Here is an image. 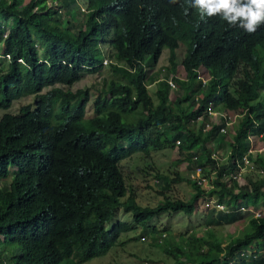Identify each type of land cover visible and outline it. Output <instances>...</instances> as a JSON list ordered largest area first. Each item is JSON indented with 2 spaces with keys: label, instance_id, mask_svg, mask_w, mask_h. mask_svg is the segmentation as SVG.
<instances>
[{
  "label": "trees",
  "instance_id": "16d2710c",
  "mask_svg": "<svg viewBox=\"0 0 264 264\" xmlns=\"http://www.w3.org/2000/svg\"><path fill=\"white\" fill-rule=\"evenodd\" d=\"M55 3L0 0V109L33 97L19 113L0 116V242L15 247L8 262L0 256V264H81L103 256L131 229L122 221L105 228L118 208L129 212L134 225L144 226L161 213L191 214L196 198L209 193L228 208L208 210L216 223L242 220L238 208L249 200L260 199L264 207L261 155L255 164L262 173L247 178L245 185L218 180L232 168L231 160L246 151L248 133L260 134L264 144V24L249 34L220 16L202 19L186 0ZM179 44L185 48L180 63L186 86L183 96L170 97L166 79L178 82L173 75ZM163 47L170 54L159 69L163 77L156 82L154 102L143 60L157 63ZM103 57L114 77L102 78L92 100L93 115L85 117L87 89L70 87L102 67ZM199 66L210 77L202 88L192 73ZM198 93L196 105L191 94ZM211 98L215 110L239 114L226 132L219 131L220 125H212L207 134L200 130L209 121L201 106ZM132 113L135 118L128 120ZM197 115L202 116L199 128L190 129ZM176 140L188 169L208 166L215 173L212 188L202 189L185 177L194 190L186 200L165 197L142 206L133 195L126 196L119 162L135 153L149 156L171 149ZM208 140L223 151L229 146L221 159L211 157ZM173 175L156 173L154 183L168 188L182 180L177 172ZM245 227L224 243L211 228L200 237L166 232L179 241L164 251L176 264H228L240 249L264 243V216L250 215ZM162 233L156 236L165 238ZM238 260L264 264V255Z\"/></svg>",
  "mask_w": 264,
  "mask_h": 264
},
{
  "label": "rangeland",
  "instance_id": "374dc122",
  "mask_svg": "<svg viewBox=\"0 0 264 264\" xmlns=\"http://www.w3.org/2000/svg\"><path fill=\"white\" fill-rule=\"evenodd\" d=\"M42 1L52 7L56 4L55 0ZM77 11H81L80 7L77 8ZM79 18L81 20L84 19L82 14L79 15ZM111 36L112 33H110L106 39L108 40ZM184 51L185 48L182 44H179V47L174 50V75L178 77V88L169 91L170 97L176 94L184 95L186 82L181 80L184 78L185 74L180 63ZM168 54H170V50L167 47H163L157 63H149L147 57L143 60L145 78L147 81L146 87L154 102L156 99L153 92L156 87V82L163 77V75L159 73V69L167 65L166 58ZM0 64H2V62H0ZM103 77H114L107 65H103L95 72L85 74L79 81L75 82L70 87L73 91L76 89H87L88 100L85 104V117H91L93 115L92 100L97 90L100 88ZM262 91H264V88ZM32 102V96H25L14 100L7 109H0V116L4 113L17 114L19 113L20 107L32 104ZM134 118V113L127 116L128 120H133ZM228 130L229 128L226 131ZM207 142L208 147L212 150V154L210 153V155L215 159H221L224 156V152L226 153L229 149L227 144L224 145L225 149L223 151L221 146L216 147L210 140ZM255 143L256 147H260V139H257ZM197 153L198 155L202 154V151L197 150ZM186 162V154L180 153L177 146L171 149L161 148L159 150L150 151L149 156L135 153L121 160L118 166L126 186V196L133 195L137 203L142 206L156 205L162 202L165 197L180 200L188 199L194 190L185 180L188 170ZM173 172H177L182 180L171 182L168 188H165L162 182L159 185H155L154 180L156 178V173L173 179ZM204 174L207 178L208 185L212 186L217 180L215 173L206 166ZM218 180L220 181V179ZM206 197L218 201V196L214 193L200 196L196 198L195 209L191 214L187 215L179 211L161 213L151 218L144 226L134 225L129 212L124 211L122 208L116 209L111 219L104 224L105 228L108 229L111 224L116 221H122L129 223L131 229L121 233L116 245L105 255L89 259L81 264H176L173 262L171 255L164 251V248H171L174 243L179 241V238L177 240L173 238L172 240L171 235L182 234L186 236L193 232L196 237H200L205 235L206 229L211 228L221 238L222 243H224L229 237L241 235L245 232L247 227H244V225H246V220L251 215L249 211H258L261 216H264V207L258 204L260 199L249 200L247 201L249 211H242L239 214L242 220H237L229 224L216 223L209 217V209L203 206V200L204 198L206 199ZM223 198L226 197L223 196L222 199ZM160 232H169L171 234L170 238H167L168 234L166 233V237L163 238H167L166 240L159 239L156 234ZM167 240H169L168 243H165ZM14 248V246L8 244L4 245L0 242V256L8 262V258L13 253Z\"/></svg>",
  "mask_w": 264,
  "mask_h": 264
},
{
  "label": "built area",
  "instance_id": "2783aa9c",
  "mask_svg": "<svg viewBox=\"0 0 264 264\" xmlns=\"http://www.w3.org/2000/svg\"><path fill=\"white\" fill-rule=\"evenodd\" d=\"M81 11L83 8H80ZM108 59L106 57H103L101 60V64L107 65ZM195 80L198 82L200 88L205 86L207 82L209 81V74L202 66H199L192 71ZM185 74V73H184ZM173 77L177 78L175 75ZM182 81H186V75L184 76ZM166 82L170 88V90H176L178 88L177 82L174 80V78H168L166 79ZM201 94H191V97L193 101L197 105V101L200 98ZM212 98L207 101L206 104L201 106L202 114L206 115L209 121H207L204 126H201L200 130L202 133L207 134L209 130L211 129L212 125H220L219 131L224 132L229 125H231L235 119L239 116L237 112L232 111H226L221 112L217 111L212 106ZM185 104L190 103V99L187 98L184 100ZM201 115H197L195 119L191 122L190 129H198L199 125L201 123ZM248 147L246 151L240 155L236 156L231 160L232 168L225 169L222 174V178H220V181L223 182L224 180L227 182V184L235 182L237 185H243L246 184L247 178H251L252 176L259 175L262 173L261 168L257 167L255 164L256 156L261 155L264 159V144H262L260 147H256L255 141L260 138V134L257 135L258 138L254 136V134L248 133ZM261 141V140H260ZM179 144V141H175V146ZM187 177L189 180L197 184L200 188H207L209 189L210 186L208 185V181L206 176L204 175V172L202 170V167L199 165H196L190 169L187 170ZM203 206L207 209H214L216 211H222V212H228L227 206L224 204V202H220L217 200H214L210 197H206L204 200ZM248 206V205H247ZM240 206L238 209L239 211H246L248 210V207ZM249 211V210H248ZM253 217L261 216L258 211H249ZM164 235L163 233L161 234ZM259 255H264V243L261 246H252L250 248L240 249L237 251L232 259H230L227 263L228 264H234L238 263L236 260L239 258L244 259V262H247L249 258L256 259ZM220 257H222V253L220 254ZM239 261V260H238Z\"/></svg>",
  "mask_w": 264,
  "mask_h": 264
},
{
  "label": "clouds",
  "instance_id": "9594fccd",
  "mask_svg": "<svg viewBox=\"0 0 264 264\" xmlns=\"http://www.w3.org/2000/svg\"><path fill=\"white\" fill-rule=\"evenodd\" d=\"M186 2L190 8L198 10L202 19L220 16L228 25L238 26L249 34L255 33L264 24V0H186ZM170 3L176 4L178 0H170ZM185 14H188L187 8Z\"/></svg>",
  "mask_w": 264,
  "mask_h": 264
},
{
  "label": "crops",
  "instance_id": "0c3cea01",
  "mask_svg": "<svg viewBox=\"0 0 264 264\" xmlns=\"http://www.w3.org/2000/svg\"><path fill=\"white\" fill-rule=\"evenodd\" d=\"M210 141H211V140H210ZM212 143H213V142H212ZM235 184H236V183H235ZM243 185H245V184H243ZM243 185H237V184H236L237 187H241V186H243ZM209 186H210V188H212L211 185H209ZM243 207H244V206H243ZM246 221H247V220H246ZM245 226H246V225H244V227H245Z\"/></svg>",
  "mask_w": 264,
  "mask_h": 264
}]
</instances>
